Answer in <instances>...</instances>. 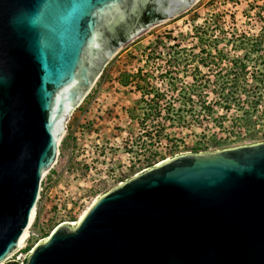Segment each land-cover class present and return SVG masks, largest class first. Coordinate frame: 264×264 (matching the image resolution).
<instances>
[{"label": "water", "instance_id": "1", "mask_svg": "<svg viewBox=\"0 0 264 264\" xmlns=\"http://www.w3.org/2000/svg\"><path fill=\"white\" fill-rule=\"evenodd\" d=\"M195 1L0 0V262L103 65ZM162 160L56 225L24 264H264V141Z\"/></svg>", "mask_w": 264, "mask_h": 264}, {"label": "rangeland", "instance_id": "2", "mask_svg": "<svg viewBox=\"0 0 264 264\" xmlns=\"http://www.w3.org/2000/svg\"><path fill=\"white\" fill-rule=\"evenodd\" d=\"M243 65L246 80L223 87ZM261 72L264 0H196L125 45L73 110L57 161L43 176L35 222L19 251L0 263L29 253L59 223L77 220L149 153L170 157L173 145L187 149L197 140L231 141L226 147L264 141V90L249 92L250 75ZM234 89L225 109L222 93ZM242 110L250 124L235 127ZM180 114L179 124L169 119Z\"/></svg>", "mask_w": 264, "mask_h": 264}, {"label": "trees", "instance_id": "3", "mask_svg": "<svg viewBox=\"0 0 264 264\" xmlns=\"http://www.w3.org/2000/svg\"><path fill=\"white\" fill-rule=\"evenodd\" d=\"M246 74L247 73H246L245 67L243 65L241 67V69H240V72L235 74V76L233 78L231 77L230 79H228V78L226 79V81H230V84L225 85V83H224L223 87H225V86L226 87L227 86L236 87L237 81L246 80ZM250 76H251L250 78H251L252 82H250L249 84L252 85L253 88H251V91H249V92H253V90H255L254 87H258V85L262 86V88L264 90V73L263 72H261L259 74L254 73V74H252ZM227 88H229V87H227ZM244 92H247V91H244ZM235 95H236V89H234L233 91L231 90V91H229V93H226V94L222 93L223 99L225 101V104L223 105V107L225 109L230 108V102H231V100H232V102L235 101V98H236V97H234ZM204 107H205V109L210 110L209 109L210 107H206V105ZM209 113L210 112H208V114ZM246 113L247 112L245 110H242L241 117H238V118L236 117L234 119L233 125L235 127H242V126L246 127V126H248L250 124L251 117L250 118L246 117V115H247ZM183 118H184V116L182 114L174 116V117H172V115H171V117H169V119L173 120V122L175 121V123L178 122V124ZM68 130H70V128ZM230 143H231V141H227V140H224V141H221V140H213V141L212 140L211 141H201V140H199L198 141L197 140L194 143H192V145L189 148H187V149H180V147L178 145H173L172 151H169V155L173 156V155H175L177 153H181L180 151H184V150H190L191 152L211 151V150L216 149L218 147H226ZM154 155L156 156L155 159L153 157ZM164 158H166V156H164L163 154H159V153H155V152L153 154L149 153L143 159L145 161L144 165L133 166L130 169L129 173H127V174H125L123 176L116 177L114 179L115 180L114 183H118L119 181H122V180L130 177V176L134 175L136 172L142 170L143 168H146V167H148L150 165H154L159 160H162ZM108 189L109 188H107L106 190H108ZM105 191H103V192H105ZM47 235L48 234H45L42 237H46ZM8 264H18V263L9 262Z\"/></svg>", "mask_w": 264, "mask_h": 264}, {"label": "bare ground", "instance_id": "4", "mask_svg": "<svg viewBox=\"0 0 264 264\" xmlns=\"http://www.w3.org/2000/svg\"><path fill=\"white\" fill-rule=\"evenodd\" d=\"M72 111H73V109L71 110V112H70V114L68 115V117L64 120V124L67 123L69 117H70L71 114H72ZM65 131H66V129H65ZM65 131H63L62 136L60 137V139H59L57 142H60V141H61V138L63 137ZM162 161H164V160H162ZM54 163H55V162H54ZM54 163H53V165H54ZM45 174H46V172L43 174V176H44ZM94 201H95V198H93V199L91 200V202L86 206V208L82 211V213L79 215L78 220L82 217V215L87 211V209L90 207V205H91ZM33 212H34V215H33L32 219H31V221H30V223H29L27 229L24 230V231H25V234H24L23 240H22V242L16 247L15 250H17V248H18L20 245H22V243L25 242V240H26L25 238H26L27 232L29 231V227L31 226V224H32V222H33V219H34V216H35V208H33ZM78 220L71 221V222H70V225H75V224L78 222ZM15 250H14V251H15ZM0 264H1V263H0Z\"/></svg>", "mask_w": 264, "mask_h": 264}, {"label": "built area", "instance_id": "5", "mask_svg": "<svg viewBox=\"0 0 264 264\" xmlns=\"http://www.w3.org/2000/svg\"><path fill=\"white\" fill-rule=\"evenodd\" d=\"M146 168H147V167H146ZM143 169H145V168H143ZM137 173H138V172H137ZM135 174H136V173H135ZM119 182H120V181H119ZM119 182H118V183H119ZM118 183H117V184H118ZM38 198H39V197H38ZM34 222H35V219L33 220V222H32V224H31L30 228L32 227V225H33ZM54 227H55V226H54ZM53 229H54V228H53ZM53 229H52V230H53ZM29 232H30V231H29ZM44 238H45V237H44ZM44 238H42V239H44ZM39 240H40V239H39ZM18 251H19V249H18L17 251H15L14 253H12V254L15 255L16 252H18ZM30 251H31V250H30ZM30 251H29V252H30ZM12 254H11V256H13ZM27 254H28V253H27ZM27 254H26V255H25V254L22 255V253H19L18 255L15 256V258L12 259V260H13L12 262H16V263H18V264H24ZM8 258H9V256L7 257V259H8Z\"/></svg>", "mask_w": 264, "mask_h": 264}, {"label": "flooded vegetation", "instance_id": "6", "mask_svg": "<svg viewBox=\"0 0 264 264\" xmlns=\"http://www.w3.org/2000/svg\"><path fill=\"white\" fill-rule=\"evenodd\" d=\"M149 7H150V6L148 5V7L144 9V14L141 16V17L143 18V20H145L146 17H147L145 11H147V9H148ZM132 29H133V28H132Z\"/></svg>", "mask_w": 264, "mask_h": 264}]
</instances>
